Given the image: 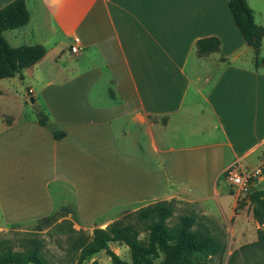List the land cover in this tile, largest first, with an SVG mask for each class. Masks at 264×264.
Listing matches in <instances>:
<instances>
[{
  "label": "crops",
  "instance_id": "0c3cea01",
  "mask_svg": "<svg viewBox=\"0 0 264 264\" xmlns=\"http://www.w3.org/2000/svg\"><path fill=\"white\" fill-rule=\"evenodd\" d=\"M247 3L264 24V0ZM25 5L28 22L3 35L45 53L0 78V97L25 81L48 123L34 106L27 115L25 104L0 105V221L43 218L67 203L84 226L116 207L172 197L224 206L231 196L235 207L225 170L253 167L264 152V60L256 63L228 0ZM206 36L219 46L198 55Z\"/></svg>",
  "mask_w": 264,
  "mask_h": 264
},
{
  "label": "rangeland",
  "instance_id": "374dc122",
  "mask_svg": "<svg viewBox=\"0 0 264 264\" xmlns=\"http://www.w3.org/2000/svg\"><path fill=\"white\" fill-rule=\"evenodd\" d=\"M0 83L5 84L6 79ZM11 90L10 87L7 90L4 89L5 92L0 97V105L13 110L15 104H25L28 108L27 115H32L34 110L32 106L37 108L39 105L28 97L30 92L26 87V82H19L18 92L15 95ZM258 177L252 181L250 191L261 188L260 186L264 187V174L262 181L256 184L255 180ZM250 191L238 196L235 207H232L233 197L231 196L230 203L224 206L214 200L180 197L165 199L172 201L173 209L172 215L167 220L168 224L176 222L181 214H187L194 218L195 225L208 227L223 243L224 247L221 251L199 259L196 264H264V222L261 221L264 217L261 213L263 209H260L259 215L255 214L254 209L257 204L250 201ZM148 204H132L113 208L105 215V220L99 218L89 226H84L79 222L73 203L57 206L50 216L39 219L14 223L0 221V252L7 250L24 252L30 245V241L37 239L40 241L39 251L48 264L68 262L73 264L80 251L73 245L76 240H79L78 237L87 236L90 239L95 227L106 228L114 221L133 224L138 231L137 238L146 241L148 237V230L145 228L146 219L139 217L138 214L139 210ZM108 245L121 259L132 262L130 248L123 240H110ZM162 257V253L153 255V261L158 263ZM96 261L99 264H113L105 248L90 255L80 264H95Z\"/></svg>",
  "mask_w": 264,
  "mask_h": 264
},
{
  "label": "trees",
  "instance_id": "16d2710c",
  "mask_svg": "<svg viewBox=\"0 0 264 264\" xmlns=\"http://www.w3.org/2000/svg\"><path fill=\"white\" fill-rule=\"evenodd\" d=\"M228 6L233 18L255 53L256 63L264 60L260 57L264 24L255 22L251 8L247 0H228ZM29 20V12L25 0H11L0 7V78L14 76L23 67H27L39 60L45 53L42 44H22L11 46L3 35L8 28L19 27ZM219 46V38L206 36L196 41L197 53L203 54L216 50ZM37 120L40 124H47L48 116L42 110L34 108ZM64 134L61 130H53L54 137ZM251 202L257 206L254 209L256 215H264V187L252 189L249 193ZM172 201L158 200L149 203L139 210V217L146 219L145 228L148 230L146 241L137 238L138 231L131 223L124 224L114 221L106 228L95 227L91 238L78 237L74 247L80 249L73 264H80L84 259L105 248L110 255L113 264H196L201 258L218 253L223 249L221 239L213 234L208 227L198 226L194 218L181 214L173 224L167 220L172 215ZM260 217V216H258ZM264 222V217L261 218ZM121 239L130 248L132 262L121 259L108 246L110 240ZM40 241L33 239L24 252L3 251L0 252V264H48L39 251ZM163 254V257L155 263L153 255ZM72 261V259L70 260ZM65 264H69L65 263ZM95 264H99L97 261Z\"/></svg>",
  "mask_w": 264,
  "mask_h": 264
},
{
  "label": "built area",
  "instance_id": "2783aa9c",
  "mask_svg": "<svg viewBox=\"0 0 264 264\" xmlns=\"http://www.w3.org/2000/svg\"><path fill=\"white\" fill-rule=\"evenodd\" d=\"M70 49L74 52L79 49L77 44H72ZM264 172V152L259 162L253 167H247L235 162L224 172V179L229 184L231 191L237 195L247 193L251 189L252 181Z\"/></svg>",
  "mask_w": 264,
  "mask_h": 264
}]
</instances>
